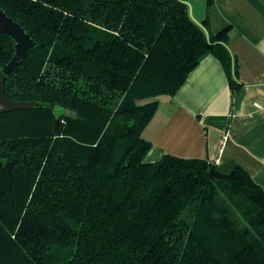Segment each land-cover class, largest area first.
Returning a JSON list of instances; mask_svg holds the SVG:
<instances>
[{
  "label": "trees",
  "instance_id": "obj_1",
  "mask_svg": "<svg viewBox=\"0 0 264 264\" xmlns=\"http://www.w3.org/2000/svg\"><path fill=\"white\" fill-rule=\"evenodd\" d=\"M0 9L34 42L4 81L27 105L0 113V264H264V190L240 165L143 161L157 97L204 56L237 87L228 27L207 35L181 0ZM13 54L1 35L0 68Z\"/></svg>",
  "mask_w": 264,
  "mask_h": 264
},
{
  "label": "crops",
  "instance_id": "obj_2",
  "mask_svg": "<svg viewBox=\"0 0 264 264\" xmlns=\"http://www.w3.org/2000/svg\"><path fill=\"white\" fill-rule=\"evenodd\" d=\"M207 35L228 27L227 49L236 83L208 54L172 96L160 95L142 130L151 143L145 162L165 154L218 165H240L264 190V0H181Z\"/></svg>",
  "mask_w": 264,
  "mask_h": 264
},
{
  "label": "water",
  "instance_id": "obj_3",
  "mask_svg": "<svg viewBox=\"0 0 264 264\" xmlns=\"http://www.w3.org/2000/svg\"><path fill=\"white\" fill-rule=\"evenodd\" d=\"M7 35L14 42V54L12 58L0 68V113L25 107L26 102H17L7 99L4 94V81L6 75L19 63L22 62L27 52L34 47V42L25 30L16 22L11 20L3 10L0 9V36ZM57 119L54 120L53 132H56ZM9 170L8 163L5 164Z\"/></svg>",
  "mask_w": 264,
  "mask_h": 264
}]
</instances>
